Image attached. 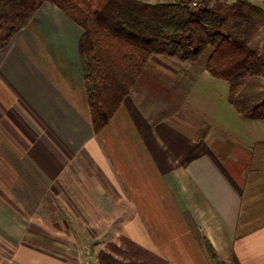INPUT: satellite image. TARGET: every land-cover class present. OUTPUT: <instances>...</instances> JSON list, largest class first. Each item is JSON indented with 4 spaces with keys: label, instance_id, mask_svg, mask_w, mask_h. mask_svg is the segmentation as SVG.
Masks as SVG:
<instances>
[{
    "label": "crops",
    "instance_id": "1",
    "mask_svg": "<svg viewBox=\"0 0 264 264\" xmlns=\"http://www.w3.org/2000/svg\"><path fill=\"white\" fill-rule=\"evenodd\" d=\"M82 33L45 1L0 47V264H101L120 236L169 264H214L206 240L223 261L264 264V118L244 115L264 102V71L230 102L204 53H156L192 80L178 115L149 119L131 91L95 133Z\"/></svg>",
    "mask_w": 264,
    "mask_h": 264
},
{
    "label": "trees",
    "instance_id": "2",
    "mask_svg": "<svg viewBox=\"0 0 264 264\" xmlns=\"http://www.w3.org/2000/svg\"><path fill=\"white\" fill-rule=\"evenodd\" d=\"M45 1L83 29L79 52L95 133L110 122L153 54L193 62L211 47L204 68L228 83L230 102L246 76L264 71L263 58L250 45L264 26V10L248 0H232L228 9L198 10L185 0H0V47L27 26ZM244 115L264 118V102ZM208 129L204 122L198 133ZM206 247L214 264H225L207 240ZM98 259L101 264H169L126 236H120V244L108 243Z\"/></svg>",
    "mask_w": 264,
    "mask_h": 264
},
{
    "label": "rangeland",
    "instance_id": "3",
    "mask_svg": "<svg viewBox=\"0 0 264 264\" xmlns=\"http://www.w3.org/2000/svg\"><path fill=\"white\" fill-rule=\"evenodd\" d=\"M145 1L150 2V0ZM151 1L156 2L163 0ZM219 1H221V3H224L225 6L228 7L232 2V0H216L213 4L210 5V7H214L215 4ZM260 41V39H257L255 44L256 47L253 46V48L262 58H264V43H260ZM210 51L211 48L208 49L197 60V64L203 62V60L207 58ZM159 55L163 54H155L153 56L152 63L154 65L150 68L149 64L143 75L138 79L135 87L132 89L134 96L139 101V106L142 107L141 110L146 111L148 113V118H151L154 121L159 120V118L169 119L178 115L179 109L185 102L186 95L184 91L188 89L189 85L191 84L190 82L192 81L191 79L183 78L181 77V74H178V68H180V65H182V62L180 60L171 58L170 62H168L165 58H162ZM188 98H190V96H188ZM236 102L239 106L243 107V95L239 97ZM129 210L130 209L128 208V211ZM116 224L124 227L125 223L118 222ZM106 240L111 239L107 238ZM114 242L120 244V238L116 239ZM224 263L234 264L230 261H224Z\"/></svg>",
    "mask_w": 264,
    "mask_h": 264
},
{
    "label": "built area",
    "instance_id": "4",
    "mask_svg": "<svg viewBox=\"0 0 264 264\" xmlns=\"http://www.w3.org/2000/svg\"><path fill=\"white\" fill-rule=\"evenodd\" d=\"M187 5L194 10L210 7L216 0H185Z\"/></svg>",
    "mask_w": 264,
    "mask_h": 264
}]
</instances>
